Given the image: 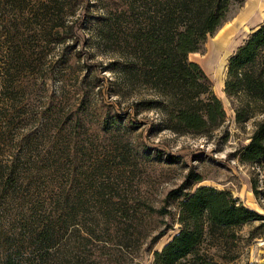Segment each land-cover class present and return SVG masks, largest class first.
Segmentation results:
<instances>
[{
  "label": "trees",
  "instance_id": "16d2710c",
  "mask_svg": "<svg viewBox=\"0 0 264 264\" xmlns=\"http://www.w3.org/2000/svg\"><path fill=\"white\" fill-rule=\"evenodd\" d=\"M241 1L0 0V264H139L143 252L151 264H216L205 241L227 246L262 220L191 171L159 205L134 185L179 161L138 139L139 115L177 136L223 123L188 56ZM222 92L237 124L264 113V19L228 57ZM237 159L264 169V119Z\"/></svg>",
  "mask_w": 264,
  "mask_h": 264
},
{
  "label": "rangeland",
  "instance_id": "374dc122",
  "mask_svg": "<svg viewBox=\"0 0 264 264\" xmlns=\"http://www.w3.org/2000/svg\"><path fill=\"white\" fill-rule=\"evenodd\" d=\"M263 19L264 0H242L240 6H233L222 27L206 38L202 51L188 58L200 66L211 83L212 92L221 102L225 118L219 127L204 135L177 136L151 126L158 120L155 112L136 118L142 124L136 129L138 139L148 148L179 158L178 164L172 167L152 166L147 169L150 177L143 178L140 184L134 182L139 192L159 205L165 194L178 187L191 171L201 179L197 185L227 191L237 203L262 217L261 221L233 229L234 240L227 246L210 239L202 244L201 248L213 256L216 264H264V169L257 164L240 163L237 159V150L248 142L256 123L264 119V113L256 112L249 120L237 124L234 120L236 102L227 99L222 92L228 57ZM86 28L85 24L81 26L80 36L87 43L90 36ZM108 58L96 56L93 62L104 66ZM100 75L110 76L108 73ZM171 210L173 212L174 208ZM165 221L172 224L169 218ZM177 228L173 224L172 230L166 232L152 250H159ZM151 261V254L143 252L139 264H151Z\"/></svg>",
  "mask_w": 264,
  "mask_h": 264
},
{
  "label": "crops",
  "instance_id": "0c3cea01",
  "mask_svg": "<svg viewBox=\"0 0 264 264\" xmlns=\"http://www.w3.org/2000/svg\"><path fill=\"white\" fill-rule=\"evenodd\" d=\"M190 55H191V54H190ZM190 55H189V56H190ZM189 56H188V58H189Z\"/></svg>",
  "mask_w": 264,
  "mask_h": 264
}]
</instances>
